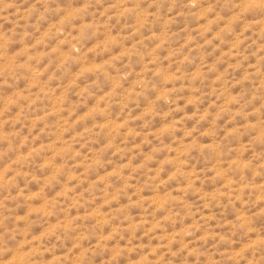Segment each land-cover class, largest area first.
<instances>
[{"label":"rangeland","instance_id":"1","mask_svg":"<svg viewBox=\"0 0 264 264\" xmlns=\"http://www.w3.org/2000/svg\"><path fill=\"white\" fill-rule=\"evenodd\" d=\"M0 264H264V0H0Z\"/></svg>","mask_w":264,"mask_h":264}]
</instances>
